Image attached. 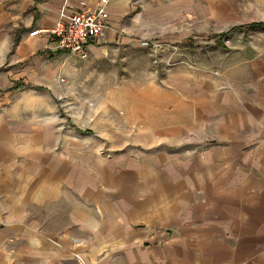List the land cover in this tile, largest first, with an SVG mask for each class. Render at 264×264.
I'll return each mask as SVG.
<instances>
[{
	"label": "crops",
	"instance_id": "crops-1",
	"mask_svg": "<svg viewBox=\"0 0 264 264\" xmlns=\"http://www.w3.org/2000/svg\"><path fill=\"white\" fill-rule=\"evenodd\" d=\"M82 1L0 0V99L50 94L43 82L66 68L56 61L78 56L49 31ZM108 10L78 58L128 56L130 89L114 91L126 125L112 141L60 131L50 104L38 120L0 105V264H264V0H109ZM203 24L227 37L224 69L202 67ZM192 37L193 69L180 63ZM161 43L183 52L175 67L134 59Z\"/></svg>",
	"mask_w": 264,
	"mask_h": 264
},
{
	"label": "rangeland",
	"instance_id": "rangeland-1",
	"mask_svg": "<svg viewBox=\"0 0 264 264\" xmlns=\"http://www.w3.org/2000/svg\"><path fill=\"white\" fill-rule=\"evenodd\" d=\"M204 25L210 32H203L200 40L202 43L200 50L202 67L214 72L218 69H224L227 67L225 65L227 50L223 49L221 45L229 43L227 37L222 39L215 37L216 32L214 31L219 29V26L215 24ZM197 38L196 43L199 41ZM193 41L192 37L191 41L185 43L186 46L183 49L185 59L181 58L180 61V63L192 69L198 68V65L193 63V49H195L192 46ZM179 53L183 52L179 50L175 56ZM195 53H199L197 44ZM152 54L155 53L143 48L135 54L134 59L149 62L155 72L164 71L166 68L162 64H153L154 55ZM127 59L128 56L123 57L121 65H119L112 56L104 60H92L90 58L81 60L76 56H69L67 59L59 58L56 62L66 67L64 70H59L57 74L59 81L57 83L43 82L50 94L46 93L41 96L33 94L32 88H21L20 90H31V92L24 93L16 90L9 96L3 95L0 99V105L3 102V105L8 108V114L17 115V112L25 116L32 114L35 120H38L40 115L37 107L50 104L56 108V114L53 113L50 116L54 117L55 122L61 124L60 131L69 130V135L74 134L75 137L85 136L87 133L86 135L89 138H99L101 140L106 138L107 141H112L115 129L126 125L121 117L123 111H120V105L117 104L120 99L115 98L114 91L119 88L130 89V82L125 78L128 76L124 75L125 71L129 69V65L128 68L125 67L126 64L123 65ZM173 61H175V64L172 67H175L179 62L174 59ZM134 67L136 71L137 67ZM119 69L122 72H119ZM120 73L121 75H119ZM7 84V82H3L5 87ZM1 87L5 89L3 86ZM126 136H129V133ZM100 148L108 151H121L135 147L102 145Z\"/></svg>",
	"mask_w": 264,
	"mask_h": 264
},
{
	"label": "built area",
	"instance_id": "built-area-1",
	"mask_svg": "<svg viewBox=\"0 0 264 264\" xmlns=\"http://www.w3.org/2000/svg\"><path fill=\"white\" fill-rule=\"evenodd\" d=\"M109 0H100L95 7H90L85 0L81 2L82 9L72 15L68 22L59 21L49 33L54 37L57 46L81 59L88 57L89 44L98 40L108 26L110 12ZM45 29H36L30 35L45 32ZM145 44H149L145 42ZM157 55L154 64H162L165 68H171L178 53V46L170 43L157 44Z\"/></svg>",
	"mask_w": 264,
	"mask_h": 264
},
{
	"label": "trees",
	"instance_id": "trees-1",
	"mask_svg": "<svg viewBox=\"0 0 264 264\" xmlns=\"http://www.w3.org/2000/svg\"><path fill=\"white\" fill-rule=\"evenodd\" d=\"M250 26H256V24H254V25H250ZM19 86H21V83H15V85H14V88H18Z\"/></svg>",
	"mask_w": 264,
	"mask_h": 264
}]
</instances>
